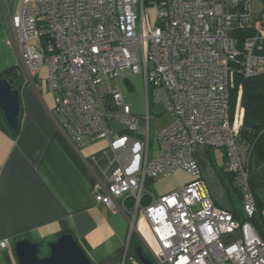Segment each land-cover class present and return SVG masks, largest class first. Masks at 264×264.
<instances>
[{
  "label": "built area",
  "instance_id": "built-area-1",
  "mask_svg": "<svg viewBox=\"0 0 264 264\" xmlns=\"http://www.w3.org/2000/svg\"><path fill=\"white\" fill-rule=\"evenodd\" d=\"M153 8L154 19L146 0H16L8 25L19 68L27 82L48 70L54 117L77 149L109 144L115 167L96 199L128 215L129 235L139 234L157 264H264V235L250 221L257 203L252 147L240 138L242 85L233 117L230 103L237 76L264 74V0H153ZM137 74L147 95L142 118L120 87ZM160 101L173 120L157 132L151 159L152 107ZM198 146L223 151L245 221L212 198ZM177 170L191 181L158 197L147 190L148 179ZM237 232L240 240L227 243ZM0 248L12 251L7 240Z\"/></svg>",
  "mask_w": 264,
  "mask_h": 264
},
{
  "label": "crops",
  "instance_id": "crops-1",
  "mask_svg": "<svg viewBox=\"0 0 264 264\" xmlns=\"http://www.w3.org/2000/svg\"><path fill=\"white\" fill-rule=\"evenodd\" d=\"M15 12L16 0H0V77L20 66L17 43L8 25ZM22 73L19 131L0 126V242L7 240L12 248H0V264L18 263L14 245L19 240L53 242L63 234L74 235L93 264H124L129 217L96 199L97 187L109 184L115 167L109 144L102 140L77 149L54 117L55 96L44 93L39 77L27 82L24 70ZM165 112L153 115L156 132L173 120ZM204 151L198 146L195 156L205 179L211 168L217 172L211 164L213 156L209 155L208 165ZM180 172L185 173L177 170L152 181L156 190L150 192L158 197L191 181L187 173L185 182L170 179ZM167 181L168 186H160ZM211 185L213 190L217 188L216 181Z\"/></svg>",
  "mask_w": 264,
  "mask_h": 264
},
{
  "label": "trees",
  "instance_id": "trees-1",
  "mask_svg": "<svg viewBox=\"0 0 264 264\" xmlns=\"http://www.w3.org/2000/svg\"><path fill=\"white\" fill-rule=\"evenodd\" d=\"M22 76V71L16 67L11 71L6 72L2 77H0V79H8L12 82L13 88L19 90L20 92L23 84ZM240 85H242L243 88L241 105L244 110L240 138L252 147V153L248 164L249 183L257 203V213L250 221L254 227L262 235H264V74L250 78L237 76L236 88L232 91L230 100L232 117L238 104ZM1 117L2 115L0 114V126L9 129L8 124L4 120L2 121ZM18 131H16V133ZM209 150L210 149H208V152ZM210 160L212 166H214L217 172V175L225 186L229 197L231 199L233 197L236 198L237 202L240 204L238 208H234V210H232L234 217L241 222L245 221L246 219L244 217L242 206L243 194L237 184L236 175L225 167V163L223 168H219L215 164V160H213V158H210ZM152 181V179H148L147 185ZM47 243L48 241H42L39 243L41 244V257L49 254ZM139 247H142V242L138 237H134L133 234L130 240L125 264H129L131 262H129L130 259L133 261H139L136 254V249ZM147 256L155 262L151 253H148Z\"/></svg>",
  "mask_w": 264,
  "mask_h": 264
},
{
  "label": "rangeland",
  "instance_id": "rangeland-1",
  "mask_svg": "<svg viewBox=\"0 0 264 264\" xmlns=\"http://www.w3.org/2000/svg\"><path fill=\"white\" fill-rule=\"evenodd\" d=\"M155 1L156 0H154V2ZM146 6H147V12L149 14H151V16L153 17L154 13H155V9L153 8V0H146ZM254 8L258 9L259 8L258 4H254ZM19 69H21V71H22L23 68L20 67ZM47 76H48V70L46 68L42 69L38 81H39V83H41L40 85H42L44 87V93L52 95L51 92L49 91V87L47 84ZM143 77H144L143 74H137V75L131 76L128 81H121L120 82V87H121L125 101L133 107L134 113L141 118L147 112V95H146V91H145V84H144ZM241 107H242V105H241ZM165 110H166L165 104L162 101L158 102L156 105H154L152 107V111L154 112L155 116L160 115L162 113L165 114L166 113ZM238 115H239V117H240V115H242L241 110H239ZM243 118H244V114H243ZM141 124L142 125L144 124L143 119H141ZM155 128H156V118H153L151 121V141H152L151 154H150L151 159H153L155 157L156 151L158 150L157 132L155 131ZM199 147H202L205 150L204 151V156H205L204 158L206 159L208 165L210 163L209 157L213 156V158L216 159L215 162H216L217 167H219V168L224 167V161H223L224 153L222 150L210 149L209 154H208V150L205 146H199ZM200 168H201V166H200ZM211 171H212L211 175H209V176L205 175V179H206L207 184L209 185L208 187H210V189H211V195H212L213 199L215 200V202L220 207L227 209V210H230V211L234 210V208H238L240 204L237 202L236 198L233 197L231 199L229 197V194H228L225 186L223 185L221 179L217 175V173H215L213 168H211ZM187 178H188L187 174L180 172V173H177L176 175H174L173 177H171L170 179L174 180V182H185L187 180ZM171 180H169V181H171ZM169 181L161 182L160 186L161 187H166V185L168 186ZM212 181H216V183H217V188L215 190L212 189V185L210 186V183ZM146 188L148 191H154L155 192V190H156L155 183H154V186H153V183L148 184L146 186ZM240 193H241V191H240ZM241 196H242V194H241ZM141 230L145 233V235L147 237H149L147 234L148 232H146V230L143 226H141ZM134 237H138L140 239V241L142 242V245L145 246V241L142 238H140L139 234L134 233ZM239 240H240V235H239V232H237L234 235V237L227 239L226 242L228 243V242L239 241ZM129 262H130L129 264H135V262H137V261L136 260L133 261L132 259H130Z\"/></svg>",
  "mask_w": 264,
  "mask_h": 264
},
{
  "label": "water",
  "instance_id": "water-1",
  "mask_svg": "<svg viewBox=\"0 0 264 264\" xmlns=\"http://www.w3.org/2000/svg\"><path fill=\"white\" fill-rule=\"evenodd\" d=\"M22 102L19 90L12 82L0 79V114L13 131H18L21 121ZM131 235L128 238L130 244ZM49 254L41 257V244L22 239L15 243L14 251L19 264H93L88 254L72 234H63L56 241L48 242ZM141 264H157L146 258L143 248L136 249Z\"/></svg>",
  "mask_w": 264,
  "mask_h": 264
},
{
  "label": "flooded vegetation",
  "instance_id": "flooded-vegetation-1",
  "mask_svg": "<svg viewBox=\"0 0 264 264\" xmlns=\"http://www.w3.org/2000/svg\"><path fill=\"white\" fill-rule=\"evenodd\" d=\"M142 248H143V252H144V255L146 256V258H149L147 255L148 253H150L149 249L147 248V246L145 245H142Z\"/></svg>",
  "mask_w": 264,
  "mask_h": 264
}]
</instances>
